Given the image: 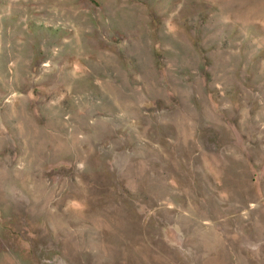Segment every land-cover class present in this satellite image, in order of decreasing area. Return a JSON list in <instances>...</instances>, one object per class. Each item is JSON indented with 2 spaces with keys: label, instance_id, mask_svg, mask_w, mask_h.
Wrapping results in <instances>:
<instances>
[{
  "label": "rangeland",
  "instance_id": "obj_1",
  "mask_svg": "<svg viewBox=\"0 0 264 264\" xmlns=\"http://www.w3.org/2000/svg\"><path fill=\"white\" fill-rule=\"evenodd\" d=\"M0 264H264V0H0Z\"/></svg>",
  "mask_w": 264,
  "mask_h": 264
}]
</instances>
